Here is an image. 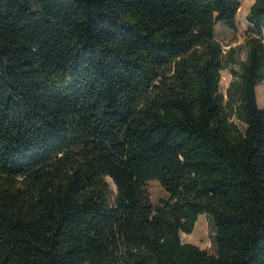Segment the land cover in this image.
I'll list each match as a JSON object with an SVG mask.
<instances>
[{"label":"trees","instance_id":"16d2710c","mask_svg":"<svg viewBox=\"0 0 264 264\" xmlns=\"http://www.w3.org/2000/svg\"><path fill=\"white\" fill-rule=\"evenodd\" d=\"M240 7L0 0V264H264V0L221 91ZM201 214L217 253L182 241Z\"/></svg>","mask_w":264,"mask_h":264},{"label":"rangeland","instance_id":"374dc122","mask_svg":"<svg viewBox=\"0 0 264 264\" xmlns=\"http://www.w3.org/2000/svg\"><path fill=\"white\" fill-rule=\"evenodd\" d=\"M241 7L237 14V29L233 30L223 23L216 27V36L222 43L226 53V69L222 71L221 91L227 99L228 88L234 79L231 69L240 70L247 59V39L251 34L253 26L248 22L246 16L255 0H238ZM264 38V34H263ZM233 50L232 54L230 51ZM232 57V58H231ZM257 99L261 108H264V81L257 86ZM115 190V187H113ZM147 189L154 205H160L162 199L169 197L166 190L158 181H150ZM216 228L213 218L207 214H201L194 230L191 233H182L184 243H192L210 253H217Z\"/></svg>","mask_w":264,"mask_h":264}]
</instances>
